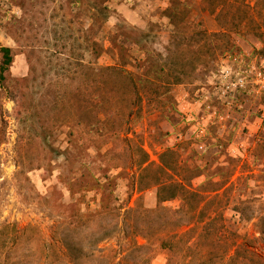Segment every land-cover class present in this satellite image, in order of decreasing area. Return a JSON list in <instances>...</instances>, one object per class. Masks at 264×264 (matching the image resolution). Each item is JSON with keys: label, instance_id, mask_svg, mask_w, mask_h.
<instances>
[{"label": "rangeland", "instance_id": "374dc122", "mask_svg": "<svg viewBox=\"0 0 264 264\" xmlns=\"http://www.w3.org/2000/svg\"><path fill=\"white\" fill-rule=\"evenodd\" d=\"M93 1L0 0V264H264V0Z\"/></svg>", "mask_w": 264, "mask_h": 264}, {"label": "trees", "instance_id": "16d2710c", "mask_svg": "<svg viewBox=\"0 0 264 264\" xmlns=\"http://www.w3.org/2000/svg\"><path fill=\"white\" fill-rule=\"evenodd\" d=\"M95 1V0H94ZM93 1V3H94ZM217 1V0H216ZM216 1L214 0L212 4H214V7H211V12L213 13L216 8L220 5V3H216ZM219 2V1H218ZM224 2V1H222ZM177 4H181L182 1H176ZM218 4V5H217ZM225 4V2H224ZM173 5V4H172ZM216 6V7H215ZM93 11H91V20L95 21L92 22V24L94 25L97 21V19L102 18V22L105 23L106 19L108 17V7L107 6H102L99 4H94L93 6ZM168 16L172 18V22H176V19L179 18L178 15V6H169L168 9ZM104 20V21H103ZM101 47L99 46V43L91 38L90 36H87V51L92 52L93 56L97 57L100 53H101ZM108 50V49H106ZM110 51V50H109ZM14 59V52L13 49L9 46H0V82L4 84L5 80H6V74L10 69V66L12 65ZM150 61V60H149ZM88 63V62H87ZM108 70L111 73H113L116 77L122 76L127 82L128 84H131L133 88H137V83L138 82H143L145 81L143 76H139L136 77L134 76V73L128 69H126L123 66H119L117 63H113L112 65H107L104 68H102L101 70H98L97 73H91L92 75L94 74H98L99 71L102 70ZM152 71H151V70ZM163 71L164 68L160 67L157 70H154V68L150 66L149 63V71L145 70L144 72V76H146V79H149L150 77L148 76L147 72H156V75L159 78H162L163 76ZM102 74V73H101ZM100 75V73H99ZM97 75V76H99ZM180 77H178L174 82L175 83H179L180 82ZM94 82V81H92ZM138 93V91L136 92ZM112 107H114V103L112 105ZM166 153V151H164L161 156H160V165L159 168L161 170V172H165L171 168H173V164L170 165L168 164L165 159H164V154ZM142 163V162H141ZM145 163V161L143 162ZM149 168L148 165H145L144 167ZM155 183H153V185L157 186V191H156V196H157V203H162L165 201H171V200H175L178 199L180 201H183V203L181 202V205H186L187 206V212H185L187 214L186 221L189 222L191 219L193 220V212H196L197 208L199 207V204L201 202V200H199V195L197 192L190 190L189 188H187L184 184L178 183V182H161L159 179L154 181ZM142 188V187H141ZM143 190V189H140ZM104 199V198H103ZM103 199H101L100 202V207L101 210H104L105 208L110 209V211L115 212V207L111 208V207H107L105 206L103 203ZM182 206V207H183ZM164 208L162 205H157V207H155L154 209L151 210H147L148 213L150 214H158L159 211ZM132 211H134V209H129L128 211H125V214L127 215L126 217L128 218V213H131ZM88 216L93 215V213H91L90 211H88ZM99 212V211H97ZM125 217V218H126ZM173 245L168 242V241H163L161 243V247H168V250H171ZM189 248V247H187Z\"/></svg>", "mask_w": 264, "mask_h": 264}, {"label": "built area", "instance_id": "2783aa9c", "mask_svg": "<svg viewBox=\"0 0 264 264\" xmlns=\"http://www.w3.org/2000/svg\"><path fill=\"white\" fill-rule=\"evenodd\" d=\"M257 74H258V77L256 80H258L262 84V86L264 87V75H262V73L260 71ZM240 81H242V79H240Z\"/></svg>", "mask_w": 264, "mask_h": 264}]
</instances>
